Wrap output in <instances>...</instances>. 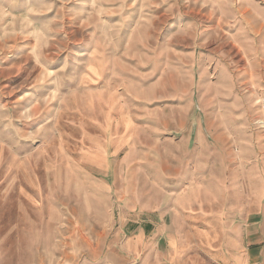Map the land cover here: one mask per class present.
I'll return each mask as SVG.
<instances>
[{"label":"rangeland","instance_id":"rangeland-1","mask_svg":"<svg viewBox=\"0 0 264 264\" xmlns=\"http://www.w3.org/2000/svg\"><path fill=\"white\" fill-rule=\"evenodd\" d=\"M263 188L264 0H0V264L160 222L172 264H219Z\"/></svg>","mask_w":264,"mask_h":264},{"label":"crops","instance_id":"crops-1","mask_svg":"<svg viewBox=\"0 0 264 264\" xmlns=\"http://www.w3.org/2000/svg\"><path fill=\"white\" fill-rule=\"evenodd\" d=\"M242 195H240V199L243 201L238 202L236 206V212L239 213L238 216L240 217L239 222L234 223L232 228H228V230L235 232V238L229 237L228 243L230 242V244L228 246L230 248L225 246L226 251L223 250L222 255L224 257L222 263L219 264H264V188L260 191H251L250 194L242 193ZM191 200L184 202L187 203L186 205L183 201L178 202L176 205L177 211L186 210L190 217L189 210L198 205L196 198L193 197ZM157 228L158 232L154 238L147 239L144 237L145 233L139 231L133 237H126L123 240V245L127 248V255H130L131 251L139 252L134 254L137 256L136 259L126 258L127 255L123 257L110 253L103 258L100 257V262L97 264H172L174 254L168 255L166 252L168 248H171L173 252L175 243L169 240L168 247L164 249L161 231L167 229V227L163 222H160ZM130 243L134 247H130ZM136 248L138 249L136 250ZM219 260L221 259L219 258Z\"/></svg>","mask_w":264,"mask_h":264}]
</instances>
